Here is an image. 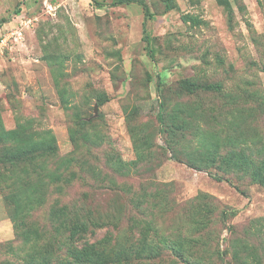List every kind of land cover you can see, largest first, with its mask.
<instances>
[{"label": "rangeland", "instance_id": "1", "mask_svg": "<svg viewBox=\"0 0 264 264\" xmlns=\"http://www.w3.org/2000/svg\"><path fill=\"white\" fill-rule=\"evenodd\" d=\"M113 1L0 0V43L13 36L0 48V155L18 164L32 158L28 171L46 160L47 172L67 157L72 165L64 174L75 175L68 184L46 179L52 185L43 208L23 222L41 243L37 258L52 232L51 210L81 205L90 208L81 209V219L89 220L95 205L103 212L113 204L107 186L115 184L133 198L134 245L147 222L145 233L159 247L153 262L131 264H264V184L208 163L213 140L203 136L241 115L238 135L247 146L258 134L264 140V116L248 120L264 103V0H226L232 21L220 0H140L153 14L148 19L142 7ZM16 31L23 33L19 41ZM186 83L220 84L222 91L189 94ZM80 120L94 124L84 133ZM51 139L57 159L36 154ZM136 147L146 160L129 167L128 176L106 165L115 155L128 165L138 161ZM5 169L0 164V264H22L34 242L18 241ZM143 185L152 198H163L150 212L139 205Z\"/></svg>", "mask_w": 264, "mask_h": 264}, {"label": "trees", "instance_id": "2", "mask_svg": "<svg viewBox=\"0 0 264 264\" xmlns=\"http://www.w3.org/2000/svg\"><path fill=\"white\" fill-rule=\"evenodd\" d=\"M220 3L226 7L230 21H232L233 12L230 4L226 0H220ZM113 4L116 6H130L136 4L143 8L147 19L153 17L148 5L140 0H114ZM166 9H173L172 4H167ZM17 12L19 13L20 11L17 10ZM184 19L186 21L194 20L191 17H185ZM191 85L190 83H186L185 87V90L189 94H194L199 90L216 93L222 91V86L220 84H212L200 88L198 86L192 87ZM99 105H103V102H100ZM256 115L264 116V103H261L258 108L249 111L248 120L250 121L251 118L256 119ZM165 116V112L159 113L162 125H165ZM170 117L174 119V113L170 115ZM240 119L244 118H242L241 115L234 117L231 126L224 125V129L219 130V132L214 133L211 132V130H203V136L206 132V141L211 138L214 142V144L211 145V149L209 147L213 142L211 141L207 145V151H209V153L206 161L211 164H219L218 167H220L225 175L234 173L235 169L247 174L254 182L264 184L263 137L258 134L252 138L250 141L251 144L247 146V138L242 140L238 135ZM214 120H216L215 117ZM187 121V119L184 120V125ZM93 124L91 121L85 122V120H80L77 122L76 127L85 133ZM173 126L176 128L175 125ZM207 127L205 129H211V127ZM198 129L202 130L203 127ZM33 145L34 143L32 146ZM48 146L49 148L43 146L36 154L47 155V158L53 157L57 159L56 154L58 150L53 139L49 141ZM136 148H138V161L131 163V165L125 164L120 158L116 157V155L111 159L108 158V160H106V165L109 168L111 167L110 169L113 170V173L124 177L128 176L126 170H129V167L137 166L146 160L143 154H141V149H139V147ZM169 148L171 152L174 153V157L177 158L179 154L171 147ZM246 149L250 151V154L245 155L244 150ZM2 157L4 156L0 155V158ZM66 158L67 157L63 159L59 158L62 162L56 161L54 164H56L57 167L52 172H47L46 160L42 161L39 170L37 168H32L30 171H28L27 167L28 163L32 161L30 157L22 161L21 164H18L12 156L7 155L3 160H0V164L6 167L7 178L10 182L8 187L9 190L5 194V202L9 215L15 222L18 241L21 242L22 247L34 242V244L30 246L32 250L31 253L26 255V260L22 264H131V260L136 258L143 261L147 260L149 263L159 258L160 255L157 250L159 248L158 245L152 243L153 241L149 239L147 233H145L146 226H148L149 223L145 222V225L141 229V237L137 240L138 243L134 245L133 237L130 232L133 224V217L130 212L132 210V205H134L133 198H126L122 193V191L125 192L124 189L121 186H115V184V187L107 186L109 188H107V194L113 196V204H107V210L103 212L99 210L100 205H95L93 211L94 216L89 220L81 219V209L87 208L81 205L73 204L70 207L63 206L57 211L51 210L49 220L52 232L50 233L48 243L45 245V252L40 256L42 258H37V256H39L41 243L36 237L34 240L31 239V228L30 231L28 229V232H26L23 228V222L28 219L27 214L29 211L34 212L43 208L46 201V189L48 185L51 183L57 185L60 182L66 184L72 182L71 179L75 177L73 172L69 171L68 174H64L63 171L66 168L68 169V167L70 168L72 165L71 160ZM29 165L32 166L33 164L29 163ZM19 174H23L22 176L25 177L20 178L17 176ZM101 174L102 173L99 172V176ZM104 178L108 177L104 176L103 179ZM46 179H50L51 183L49 182L46 184ZM110 179V183L113 184V179ZM148 188L149 186L143 185L139 193V205L146 212H150L154 209L156 201L160 204L163 203L162 197L154 196L152 198V195L148 192ZM105 189L106 188L99 189L102 196H104L103 191H105ZM55 191H57V189H55ZM118 202L121 203L118 204ZM150 202L152 205H150ZM126 218H128L127 222L130 227L126 229L121 236L119 235L120 232L118 233V229ZM106 228L112 229L107 230L103 239H97L96 235L98 231ZM23 241L25 242L23 243ZM10 249L11 246L9 247V250ZM175 255L177 258L183 257L182 253H176Z\"/></svg>", "mask_w": 264, "mask_h": 264}, {"label": "built area", "instance_id": "3", "mask_svg": "<svg viewBox=\"0 0 264 264\" xmlns=\"http://www.w3.org/2000/svg\"><path fill=\"white\" fill-rule=\"evenodd\" d=\"M15 35H17V40L19 41L22 37H23V33L22 31H16L14 32ZM13 36L11 34H5L2 37L1 43H0V48L1 47H7L9 45L10 42H12V38ZM2 49V48H1Z\"/></svg>", "mask_w": 264, "mask_h": 264}]
</instances>
